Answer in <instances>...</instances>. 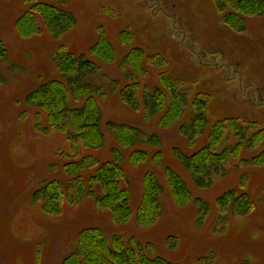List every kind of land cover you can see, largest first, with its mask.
I'll return each instance as SVG.
<instances>
[{
	"label": "rangeland",
	"instance_id": "rangeland-1",
	"mask_svg": "<svg viewBox=\"0 0 264 264\" xmlns=\"http://www.w3.org/2000/svg\"><path fill=\"white\" fill-rule=\"evenodd\" d=\"M53 1L29 0L27 5V0H0V41L8 50V59H0V71L5 75V81H0V264H62L80 232L89 227H99L125 240L136 237L152 243V257L178 264H199L202 257L211 254L216 257L214 264H264V165L234 167L240 158L252 157L257 151H244L234 165H229L225 176L216 177L205 189L194 185L174 154L175 149L190 154L205 146L209 130L220 119L257 122L264 128V9L257 7L256 0H220L224 6L221 12L215 0H67L61 7L76 15L74 27L56 39L39 18L38 32L25 36L26 28L18 20L26 9L36 2ZM253 7L251 12L244 10ZM99 26L106 28L117 50L114 63H99V72L89 76L106 91L100 107L107 144L99 149L82 147L80 157L92 156L101 163L112 160L111 150L118 143L106 129L108 122L159 132L158 116L147 121L143 110H134L121 99L128 82L118 69V61L134 47L163 62L160 67L146 66L148 73L138 80L139 102L144 89L160 86L163 73L184 81L192 96L207 93L211 99L208 131L194 147L178 135L176 126L159 132L162 146L135 148L148 151L147 162L135 167L129 159L124 161L133 209L131 220L124 224L113 221L110 212L98 207L94 198L80 205L65 202L63 213L57 216L45 214L36 206L34 192L48 181L65 178L62 167L52 171L51 164L63 166L73 159V151L57 132L47 136L36 133L32 115L20 118L25 96L40 83L59 77L51 54L66 45L70 52L93 59L90 48L97 40ZM128 29L134 38L122 44L119 36ZM106 76L118 80L117 84L111 86ZM133 150H124L127 158ZM157 152L162 153L160 162L153 161ZM166 168L178 172L194 197L207 200L214 211L217 199L232 188L247 192L253 207L246 215L230 218L224 228L217 227L214 212L200 224L194 203L185 208L174 204L165 179ZM149 171L163 185V210L157 223L143 226L136 215L143 176ZM88 175L83 174L85 178ZM96 189L100 194V188ZM169 236L178 238L175 248L168 245Z\"/></svg>",
	"mask_w": 264,
	"mask_h": 264
},
{
	"label": "trees",
	"instance_id": "trees-1",
	"mask_svg": "<svg viewBox=\"0 0 264 264\" xmlns=\"http://www.w3.org/2000/svg\"><path fill=\"white\" fill-rule=\"evenodd\" d=\"M215 1L216 8L221 12L224 6L220 5V0ZM256 1L257 7L263 10L264 0ZM53 2L56 4L36 2L26 9L18 20V24L26 28L25 36L38 32L39 18L43 19L48 31L56 39L77 24L76 15L61 7L67 0ZM244 10L251 12L254 7ZM133 38L134 34L129 29L119 36L122 44L131 42ZM90 55L93 59L85 54L70 52L66 45L59 46L51 54L59 77L40 83L21 101L25 105L20 115L22 120L27 115H32L36 133L47 136L57 132L64 136L73 151V159L63 166L58 163L50 166L52 171L62 167L65 178L46 182L34 192L32 200L45 214L57 216L63 213L65 202L80 205L87 198H94L98 207L110 212L113 221L124 224L133 215L130 180L123 167L124 161L129 159L135 167L147 162L148 151L135 148L162 146L163 137L159 132H166L176 126L178 135L194 147L199 137L208 131L211 99L207 93L192 96L184 81L163 73L160 75V86L154 90L144 89L142 102H139L136 97L138 80L148 73L146 66L160 67L163 62L156 55L147 54L143 48L134 47L118 61V69L128 82L121 92V99L132 109L143 110L147 121L158 116L159 132L108 122L106 129L118 143L111 150L112 160L101 163L92 156L80 157L82 147L99 149L107 144L100 107V99L106 96V91L103 85L89 80L90 75L99 72V63H114L117 60V50L104 26H99L98 37L90 48ZM7 57L8 50L0 41V59L6 61ZM0 81H5V75L1 71ZM105 81L115 86L118 80L106 76ZM227 131L230 133L226 135ZM207 137V144L193 153L174 150L175 156L189 173L190 180L200 189L209 187L216 177L225 176L229 165H234L244 151L257 152L252 157L240 158L234 166L236 169L246 165H264V149H260L264 148V128L257 122L240 123L232 117L220 119L213 123ZM130 149L134 150L129 152L127 158L124 150ZM161 156L162 153L157 152L153 161L160 162ZM86 172H89L88 178L83 176ZM164 174L174 204L185 208L194 203L198 208L197 222L200 224L214 212L217 227L224 228L230 218L246 215L253 207L247 192L232 188L217 199L214 211L207 200L194 197L186 180L178 172L166 168ZM97 187L100 188V194ZM163 192L158 176L152 171L146 172L136 215V221L140 225L151 226L157 223L163 210ZM167 243L175 248L178 238L169 236ZM154 252L155 245L152 243L143 242L136 237L125 240L118 234L108 235L99 227H89L80 232L74 249L62 264H178L161 256L152 257ZM214 259L216 257L211 254L202 257L199 264H214Z\"/></svg>",
	"mask_w": 264,
	"mask_h": 264
}]
</instances>
